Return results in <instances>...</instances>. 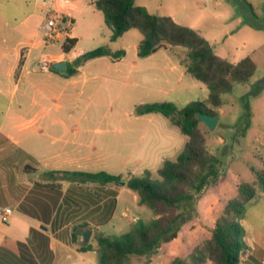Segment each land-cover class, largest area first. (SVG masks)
Returning a JSON list of instances; mask_svg holds the SVG:
<instances>
[{"label":"rangeland","instance_id":"1","mask_svg":"<svg viewBox=\"0 0 264 264\" xmlns=\"http://www.w3.org/2000/svg\"><path fill=\"white\" fill-rule=\"evenodd\" d=\"M216 1L135 0L137 6L145 7L149 13L174 17L177 20L175 22L181 25L201 29L204 36L206 29L212 25H219L225 31L227 26L224 23L229 21L231 24L228 28H233L234 18L239 16L245 23L236 31L238 33L233 39L224 36V42L232 48L233 59L238 61L250 56L256 63L257 70L249 82L237 84L231 92L222 95V113H219L218 108L214 109L219 117L215 129L209 130L202 122L199 124L208 151L222 162L218 179L213 180L193 201V215L190 219L189 212L184 215V219L188 220L181 225L176 238L161 240L156 251L147 257H133L131 264H170L176 254L187 257L192 245L203 242L205 234L212 228V212H220L223 199L234 194L236 180L251 183L257 189L256 197L247 204L237 221L243 228H264V191L258 187L252 171V168H263L261 158L264 157V0H232L233 4L219 6ZM60 2L61 0H0V51L14 48L25 41L37 25L49 19L57 21L55 12ZM37 5H42L44 10ZM61 9L65 11V8ZM73 15L77 17L74 12ZM57 22L61 23L60 20ZM96 23L99 26L98 18ZM99 28V37L82 40L75 49L74 56L79 58L100 46H105L111 52L127 47L128 53L123 64L131 66L134 61L128 76L124 74L115 92L99 108L101 113H105L106 120H93L91 124L93 129L107 130V133L95 135L96 137L103 139L106 136L110 140L107 152L102 153V156H106L107 164L102 171L121 176L122 179H128L131 175L144 177L149 171L152 173L151 181H157V170L162 167L164 160H174L188 139L162 114L139 115L137 109L142 104L162 102L174 103L178 109H182L188 103L205 101L210 90L190 73L173 70L170 62H174V57L170 53L167 55L166 49H160L145 58L138 57L137 43L142 38L138 30L131 29L117 41L111 42L108 27L102 25ZM52 48L60 50L55 46ZM176 50V57L187 65V50L180 47ZM22 52H25L24 48ZM60 60H56V63ZM2 63L7 64V61ZM86 103L87 101H82L75 107L77 117L89 107ZM95 107L93 103L86 112L94 114ZM117 115L121 120L115 122ZM247 123L249 127L242 136ZM116 137L128 140L122 154L116 152L112 143ZM90 188L97 190L94 183H91ZM105 190L116 191V198L84 211V220L99 225L98 237L119 241L124 234L135 228L137 221L148 222L153 218L152 211L145 205H140L137 195L127 186L108 184L102 188V192L105 193ZM95 239L97 250L79 254L90 261L86 264H98L100 251L97 236Z\"/></svg>","mask_w":264,"mask_h":264},{"label":"crops","instance_id":"2","mask_svg":"<svg viewBox=\"0 0 264 264\" xmlns=\"http://www.w3.org/2000/svg\"><path fill=\"white\" fill-rule=\"evenodd\" d=\"M94 1L61 0L55 14L57 21L66 20L63 27L66 35L62 39L53 41L46 38L42 32L45 23H41L32 29L25 41L0 51V207L12 209L10 216L0 217V264L90 262L79 256L84 252H79L78 248L84 245L83 232L91 228L89 243L97 250L95 237L98 238L99 225L84 220V211L116 198L117 192L114 197L92 205L90 197L103 194L105 185L94 183L97 187L94 191L90 188L91 182L70 180L64 174L75 171L94 173L93 169L102 171L107 167L106 156L102 153L107 152L110 140L106 136L103 139L96 137L107 133V130L93 129L91 124L93 120H106L105 113H101L99 108L105 105L124 74L128 76L134 65V61L131 66L123 64L127 47L122 48L125 55L118 60L100 57L80 66L73 65L78 59L74 51L79 43L99 37L100 26L108 27ZM216 4L232 3L230 0H217ZM37 6L44 10L42 5ZM228 22L224 23L227 26L225 31L219 25L207 28L204 31L206 37L201 29L196 31L210 43L218 56L235 63L239 60L233 59L232 48L225 44L224 36L233 39L245 21L235 16L233 28H228L231 24ZM107 33L111 41L110 27ZM66 37L77 39L68 54L61 51ZM53 46L60 50H54ZM23 48L25 52H22ZM176 49H166L167 55L170 53L174 57V62H170L171 68L185 73L186 62L176 57ZM59 59L66 62V68L67 64L72 65L76 73L67 76L63 73L66 69L56 70L53 64ZM4 61L7 64L2 63ZM82 101H87L89 107L77 117L75 107ZM93 103L96 105L94 114L86 112ZM218 111L222 113L220 108ZM114 120L118 122L121 117L117 115ZM127 142L124 137H116L112 141L119 154ZM236 182L234 194L227 196L226 200L237 195ZM223 206L224 203L220 212H212L214 220L211 227ZM85 223L88 226L78 229V242L74 244L73 227ZM209 229L204 240L211 235L212 228ZM243 241L249 250L245 264H264V228H244Z\"/></svg>","mask_w":264,"mask_h":264},{"label":"trees","instance_id":"3","mask_svg":"<svg viewBox=\"0 0 264 264\" xmlns=\"http://www.w3.org/2000/svg\"><path fill=\"white\" fill-rule=\"evenodd\" d=\"M94 6L103 13L106 25L112 30L111 41H116L131 29L142 34L137 51L140 58L148 57L160 49H186L189 57L187 72L210 90L205 101L188 103L182 109H178L171 102L146 103L137 109L139 115L162 114L188 139L176 158L165 160L157 170V181H151L152 173L149 171L144 177L131 176L128 179L106 171L64 172L70 180L77 182L98 183L102 186H122L121 182H125L124 186L137 195L139 204L152 211L153 218L150 221H137L135 228L124 234L119 241L104 236L97 238L100 251L98 264H131L133 257H147L156 251L161 240L176 238L181 225L193 215V201L213 180L218 179L222 162L208 151L205 138L199 129L197 114L218 117V112L214 109L221 107L222 95L231 92L237 84L249 82L257 66L249 56L235 63L218 56L199 32L178 24L169 16L151 14L146 8L137 6L135 0H95ZM65 23L66 20L62 19L58 24L61 31H66L63 28ZM76 43V38H64L61 44L62 53H70ZM124 55L123 49L111 52L105 46H100L80 56L73 65L80 66L100 57L118 60ZM63 73L72 76L76 70L67 64ZM248 127L249 123L243 129L242 136ZM261 160L263 168H252V171L258 187L264 191V157ZM236 189L235 197L223 199V211L215 219L210 237L193 245L187 257L174 255L170 264H239L240 254L246 248L243 241L244 228L237 221V217L242 216L247 204L256 197L257 189L255 185L241 179L237 180ZM115 195L116 191L92 194L90 203L96 205ZM188 212L190 217L184 219ZM87 226L85 223L73 227L74 244L78 242V229ZM93 249L94 246L88 243L80 246L78 251L87 252Z\"/></svg>","mask_w":264,"mask_h":264},{"label":"built area","instance_id":"4","mask_svg":"<svg viewBox=\"0 0 264 264\" xmlns=\"http://www.w3.org/2000/svg\"><path fill=\"white\" fill-rule=\"evenodd\" d=\"M42 32L44 36L50 40H59L62 39L66 35V31H61L58 27L55 19H49L42 25ZM12 213L11 208H3L0 207V217H8ZM249 257V250L245 249L241 252L239 257V264H245L246 260Z\"/></svg>","mask_w":264,"mask_h":264},{"label":"water","instance_id":"5","mask_svg":"<svg viewBox=\"0 0 264 264\" xmlns=\"http://www.w3.org/2000/svg\"><path fill=\"white\" fill-rule=\"evenodd\" d=\"M53 67L58 71H64L66 69V62L61 61V62L55 63V64H53ZM197 116H198L199 121L202 122L203 124H205L209 128V130L215 129V127L219 121L217 116H211V115H208L205 113H198ZM121 184L125 185V182H121ZM91 234H92L91 228H88L83 232L82 243L84 245L89 243Z\"/></svg>","mask_w":264,"mask_h":264}]
</instances>
